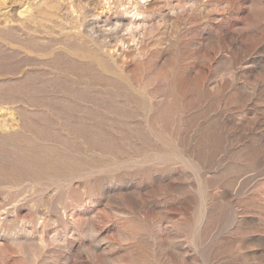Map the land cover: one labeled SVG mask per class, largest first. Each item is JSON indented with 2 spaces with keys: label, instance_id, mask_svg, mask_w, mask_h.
<instances>
[{
  "label": "rangeland",
  "instance_id": "374dc122",
  "mask_svg": "<svg viewBox=\"0 0 264 264\" xmlns=\"http://www.w3.org/2000/svg\"><path fill=\"white\" fill-rule=\"evenodd\" d=\"M0 264H264V0H0Z\"/></svg>",
  "mask_w": 264,
  "mask_h": 264
},
{
  "label": "bare ground",
  "instance_id": "6f19581e",
  "mask_svg": "<svg viewBox=\"0 0 264 264\" xmlns=\"http://www.w3.org/2000/svg\"><path fill=\"white\" fill-rule=\"evenodd\" d=\"M119 17H121V16H119ZM118 23H119V22H118ZM118 23H117V24H118ZM109 28H110V27H109ZM122 28H123V27H122ZM120 29H121V28H120ZM122 30H123V29H122ZM119 32H120V31H119ZM119 32H117V33H119ZM125 32H126V31H125ZM128 32H129V31H128ZM122 33H123V32H122ZM122 33H121V34H122ZM126 33H127V32H126ZM109 34H110V33H109ZM127 34H128V33H127Z\"/></svg>",
  "mask_w": 264,
  "mask_h": 264
}]
</instances>
